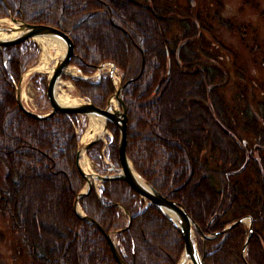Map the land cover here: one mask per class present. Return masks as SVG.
Returning a JSON list of instances; mask_svg holds the SVG:
<instances>
[{
	"label": "trees",
	"instance_id": "16d2710c",
	"mask_svg": "<svg viewBox=\"0 0 264 264\" xmlns=\"http://www.w3.org/2000/svg\"><path fill=\"white\" fill-rule=\"evenodd\" d=\"M191 1L185 5L179 1L175 8L174 0H152V5L150 0H0V17L12 13L28 23L66 30L73 44L70 63L85 74L101 63H114L127 81L122 93L126 154L137 173L182 205L204 234L216 233L205 240L197 234L204 264H264V176L243 138L234 136L239 124L218 93L222 85L218 79L223 82L226 73L201 61V54L209 59L217 56L193 43L204 41V31L216 40V25L241 34H253L257 27L222 17V0H211L216 9L208 11V6L203 11L199 2ZM31 2L43 6L33 7ZM247 5L264 15L258 0L242 1L239 10ZM170 11L184 17L177 19L181 35L174 40L167 39L164 31L170 18H160ZM105 27L113 42L102 41ZM93 36L100 37L98 45L88 43ZM30 45L26 41L0 48V213L7 217L17 247L21 244L24 249L25 256L20 254L24 261L27 255L26 264H118L104 234L74 211L75 197L86 183L75 161L76 113L58 111L36 119L18 106L13 83L25 69ZM117 45L119 55L114 54ZM158 56L162 62L155 61ZM70 78L100 108L114 90L108 74L99 81ZM257 107L264 120V100ZM249 108H243L240 120L244 131H251L247 126L256 121ZM175 120L180 127L176 133L170 127ZM108 127L113 134L108 155L118 166V128L112 123ZM206 147L209 155L204 153ZM98 149L97 142L88 149L95 161H100ZM215 154L221 168L210 164ZM140 197L125 181L110 180L102 183L99 196L92 189L79 204L105 233L116 232V248L127 264H177L184 251L180 231L152 203L140 207ZM51 210L55 225H44L51 223ZM216 213L220 216L209 222ZM244 215L254 219V232L243 257L248 227L240 223L227 232L222 229Z\"/></svg>",
	"mask_w": 264,
	"mask_h": 264
},
{
	"label": "rangeland",
	"instance_id": "374dc122",
	"mask_svg": "<svg viewBox=\"0 0 264 264\" xmlns=\"http://www.w3.org/2000/svg\"><path fill=\"white\" fill-rule=\"evenodd\" d=\"M165 1L169 2L171 0H162V2H165ZM174 1L175 2H172V5L175 8H177V5H179L178 4L179 1H180V4H184V5L186 4V0H174ZM192 1L199 2L201 4V6L203 7V11H205L204 5L208 6L207 11L209 8H214V10L216 9L215 5L211 3V0H192ZM242 1H244V0H222L224 8L221 10V14H222V17L231 19V21H233L235 24L236 23H242V22L252 23V25L257 27V29L254 31L253 34L251 32L245 33V34H241L240 32L236 33V31H234L232 29L229 30L226 27H222L221 25H216V31H214V33L217 37L216 40L221 41L220 43L217 42L213 38V36H211L209 33L207 34L205 31L202 34L204 41L194 39L193 43L204 46V49L207 50L210 54L212 53V54H215L217 56V57H212L211 59H209L208 57L201 54V57H202L201 61L204 63H208V64L209 63L214 64L220 70L222 69L224 74L226 73L225 74V80H223V82L220 81V79H218L217 83L222 84L218 88V90H219L218 93L220 94V97L222 99H224L223 101L228 104L226 110L228 111V109H229L230 113L232 114L233 119L235 120V122H238V124H239V127H237L236 132L234 133V136L237 139L240 136L243 138L242 139L243 145L246 146L245 148L248 151V153H251V155L254 158V160L256 161V163H258L259 169L261 171V175L264 176V120L262 118H260V115L257 113L258 112V109H257L258 108L257 107L258 101L264 100V15L262 16L260 14L261 11L251 8L249 5L245 6V9L240 11L239 8L242 5ZM258 2H259L260 8L264 6V0H258ZM42 3L43 2H31L30 5H32L33 7H37V6L41 7V6H43ZM150 4L151 5L153 4L152 0H150ZM179 10H180V12L184 11L181 8H179ZM10 17L17 18L12 13H9L8 16L0 17V27L14 26L15 24L11 20ZM160 18H163V19L170 18L169 19L170 23H169V27H168L167 31L164 28V31L166 32V38L167 39L174 40L178 36L181 35V32L178 28L179 25L177 23V19L183 20L184 17L182 15H180V14L178 15L177 13H175V12L173 13L172 11H170V12H166L165 14H163ZM18 19H22V18H18ZM53 27H56V26H53ZM117 27L119 29H121L119 26H117ZM56 28H59L62 31L66 32V30L62 29L61 27H56ZM68 36H69V34H68ZM37 37H42V36H37ZM87 37H89V36H87ZM99 38L100 37H98V36L97 37L93 36V38H90V39L88 38V43H90V44L93 43V44L98 45V43H99L98 39ZM101 39H102V41H104L106 43L113 42L112 41L113 37H111L108 28L105 27V31L102 33ZM26 41H27V43H29L31 45L28 47V51L25 53L26 54V62L24 63L25 69L21 72V75L19 78V81L21 80V83H20V85L18 84V82L13 83L14 87H15V92H16L17 88H20L22 103L26 108H28L29 110H32L34 112L46 113L51 109L49 99L46 96V84H47V81L49 79V71L47 70L48 68L43 67V64L48 63V67L51 65L54 66V62L52 60H50V57H49L50 55H53V53L52 52L49 53L48 50H44L43 43L34 37L26 39L22 42H25V44H26ZM191 41H192V39H191ZM63 43H64V41H63ZM182 44H184V43H182ZM182 44L176 48V54L177 55H178V51L182 47ZM205 44H207V45H205ZM15 45H17V44H15ZM11 46H13V45H11ZM223 46H225V48ZM118 48H119V46L117 45V49H116L115 53L114 52H112V53H114L115 55H119V49ZM170 48L174 49V45L171 44ZM64 50H65V44H64V47L62 50V54L64 53ZM132 54H133V51H131L130 55L132 56ZM226 55H229L230 59L224 57ZM156 59L157 60H155V61L162 62L161 56H158V58H156ZM106 63H110V62L101 63L100 65L104 64V66L101 69H98L100 66L99 65L97 68L98 70L96 69L94 72H92L90 74H85V73L81 72L76 65L69 63V65L64 69V73L62 74L61 79L58 82L57 90L60 91V93H64V92L68 93L69 92L71 97L77 98L78 97L77 92H80V91H78L74 82L71 81L70 77L81 78L83 80H84V78H86V79L91 80V81H97V80L99 81L101 79V77L105 74H108L110 77V73H109L110 71L109 70H110L111 64H106ZM168 63H169V61H168ZM114 66H115V64H114ZM115 68H116V66H115ZM88 76H90V77H88ZM120 76L122 77L121 82L119 81ZM123 80H124V74L123 73L121 74L120 70L118 68H116L114 73H113V79H112L113 85H114V90L107 97V99L111 95L114 94L115 87H117L118 85H121L122 89L120 91V94H121V97L124 101V97H123L122 93H123L124 85L127 83V81L123 82ZM42 84H44V87ZM67 85H71L70 90H67L68 89ZM41 86L43 87L44 91H43V89H41ZM167 93L164 95V98H168ZM107 99L102 104L103 105L102 108L105 107ZM111 102H112L113 106H118V102L115 99H112ZM245 106H248V108L250 107L249 108L250 114H252L256 118L255 122H251L247 126V128H249L251 131H244L242 126L240 125L241 118L244 119L243 108H245ZM176 107L177 108L180 107L179 103L177 104ZM224 108H225V106H224ZM226 114L228 116V112H226ZM89 116L90 115L76 114V119H75L76 123L74 124V128H75V133L78 136L76 158H75L77 168H78V166H77V152H78V150H81V146H82V140L81 139H82L83 135L86 133V130L89 126ZM93 118L101 119L100 117H96V116H93ZM255 126L257 128L252 130V128ZM170 127L175 128V130H173V132L177 131V129L178 130L180 129L179 123H177L176 120L172 122ZM103 128H104V124H103ZM260 129H262L263 137H261V135H260ZM118 132H119V130H118ZM174 133H176V132H174ZM100 137L101 138L96 141L99 144L98 150L101 154L100 155V161H95L92 159V157L90 156V154L88 152L89 148L85 151V154L89 159V163H90L92 169L95 172H98L99 174H101V173L105 174V173L109 172V168L111 166H115L112 163V161L108 155V152H109L108 146H109V143L111 142V140H113V134L110 131V128L108 127V125H106V131H104V133H102L100 135ZM93 138L94 137H92L89 140L88 139L85 140L84 144L86 142L92 140ZM118 139H119V135H118ZM117 145H118V141H117ZM205 150H206V154L209 155L210 152H209L208 147L204 148V153H205ZM128 159H129V157H128ZM130 162H131V165L133 166L131 160H130ZM210 164L212 167L221 168V162H220L219 156L217 154L214 155ZM119 166H120V164L118 166L116 165L115 167H119ZM133 168H134V166H133ZM0 172L3 174V168L1 167V165H0ZM190 183H192V181ZM190 183L187 185H190ZM218 183H219L218 179H217V177H215V184L218 185ZM85 185H86V183L84 184V186L82 187V189L80 191L85 189ZM100 185L101 184L99 182L97 184H95V186L93 183L92 189L95 191L96 195H98V193L100 192V188H101ZM202 188H203V186H200L198 189L203 190ZM140 198H142V202L138 203L140 207H144L145 205L149 204L150 201L148 199H146L144 197H140ZM190 199L193 200L192 198H190ZM80 200H79V203H80ZM191 204H192V202H191ZM122 211H124L123 208H122ZM78 212H80L82 215L83 214L85 215V213L82 211V209L80 207V204L78 205ZM51 216H52L51 220H48L51 223L44 222V225H46V224L47 225H52V224L55 225V219L54 218H55L56 214H55L54 210H51ZM218 216H220V214L216 213L214 216H212L210 218L209 222H212L214 220V218H216ZM248 217H250V219ZM239 218H243V222H241V223L244 226L248 227L247 228L248 232H249V221H250L251 226H252V234H251V236H252L253 232H254V226H253L254 219L252 218V216L244 215V216L239 217ZM239 218H237V219H239ZM125 219H127V218L125 217ZM129 219H130V216H129ZM237 219H235V220H237ZM261 219L262 220L264 219V215L261 217ZM42 220L44 221V218H42ZM235 220H233V221H235ZM228 224H226L225 226H227ZM225 226H224V228H225ZM150 229H152L151 226H150ZM114 233H116V232L115 231L111 232L110 235L112 236L113 241L116 245L117 241H116V237L114 236ZM107 234H109V233H107ZM197 234L200 235L199 233L194 231L196 241H197ZM213 234H208V235L213 236ZM201 238H202V236H201ZM246 238H247V236H246ZM202 239L205 240L204 238H202ZM247 244H248V242H247ZM18 245H19V241L17 240L15 235H13V233L9 229L7 217L0 213V264H26L29 262L27 255H26V261H24V256H25L24 249H21L22 248L21 244H20V248L17 247ZM246 247H247V245H246ZM198 248H199V246H198ZM245 250H246V248H245ZM21 252H24V256L20 254ZM17 255H19V258H15Z\"/></svg>",
	"mask_w": 264,
	"mask_h": 264
},
{
	"label": "water",
	"instance_id": "95a60500",
	"mask_svg": "<svg viewBox=\"0 0 264 264\" xmlns=\"http://www.w3.org/2000/svg\"><path fill=\"white\" fill-rule=\"evenodd\" d=\"M14 22V26L11 27H0L1 30L6 32L7 34H12L13 32H18L15 36L9 37L7 39L0 38V48L3 46H10L19 44L22 41L37 37V36H53L58 37L64 41L65 50L62 56L54 63L53 71L51 76L49 77L46 84V96L49 99L51 109L46 113H37L27 109L21 99L20 88L16 89V100L20 109L28 114L29 116L36 119H47L52 116L54 113L61 111L64 113H76L82 115H92L96 117H100L103 120L104 128L103 131H106V125L108 123L114 124L119 130V139H118V158H119V167L111 166L109 168V173L99 174L98 172H94L93 174H87L82 167L80 166V156L81 150L77 152V166L84 179L86 180L85 189L80 191L74 200V211L76 214L85 219L86 221L94 224L105 236L112 254L118 264H127L122 258L121 254L116 248V245L113 241L112 236L104 232L102 226L93 220L92 218L82 215L78 212L79 200L85 196L93 187L94 181H110V180H123L125 181L132 189H134L139 195L148 199L155 207H157L160 212L170 220L173 225H175L180 231L183 240H184V251L181 256V259L177 264H184L187 260L191 262V264H204V254L199 251L198 243L196 241L194 231L199 233L202 238H210L215 234L206 235L204 234L200 227L194 222V220L189 216L186 209L177 203L174 200L168 199L166 196L162 195L159 191H157L147 180L141 177L131 165L130 160L126 154V139H127V110L126 105L121 97L120 91L122 89L121 85L115 87V92L111 95L106 102L104 108H100L96 106L88 97L84 96L80 92L78 94V101L74 104H61L56 96V89L58 86V82L61 79L62 74L64 73V69L69 65L70 60L73 56V44L71 42L70 37L64 31L59 28L45 25V24H32L25 22L23 19H18L15 17H10ZM107 64V63H106ZM110 76L113 79V73L115 71V66L113 63H110ZM104 64L100 65L98 69H101ZM120 76V82H121ZM21 80L18 81L20 85ZM112 99H115L118 102V106L112 105ZM103 133V132H102ZM100 133L96 134L94 138L83 145L84 151H86L91 145H93L97 140H99ZM80 149V148H79ZM250 219V217H248ZM243 222V218H239L231 223H229L222 230L223 232L229 231V229L239 223ZM252 234V226L249 221V232L247 238L244 241L242 248V256L244 257L245 248L248 240L250 239Z\"/></svg>",
	"mask_w": 264,
	"mask_h": 264
},
{
	"label": "bare ground",
	"instance_id": "6f19581e",
	"mask_svg": "<svg viewBox=\"0 0 264 264\" xmlns=\"http://www.w3.org/2000/svg\"><path fill=\"white\" fill-rule=\"evenodd\" d=\"M2 28V27H1ZM16 34H18V32H13L12 34H7L6 32H4L3 30L0 29V38L1 39H7L9 37L15 36ZM38 40H40L43 43V48L44 50H48L49 53L52 52L53 55H50V60H52L54 63L62 56V50L64 47V43L62 41V39L58 38V37H53V36H42V37H34ZM44 68H48L47 70L49 71V77L51 76V73L53 71V65L48 67V63L43 64ZM68 89L70 90L71 85H67ZM58 88V87H57ZM56 96L58 101L61 104H74L78 101V97H71L70 93H60V91H58L56 89ZM103 131V120L99 119V118H93L92 115L89 116V126L86 130V133L83 135L82 137V146H81V158H80V165L82 167V169L87 173V174H93L95 171L92 169L90 163H89V159L85 154V151L83 149V144L85 140H89L92 137H94L96 134H102ZM98 181L94 182V185L97 184ZM184 264H191V262L189 260H187Z\"/></svg>",
	"mask_w": 264,
	"mask_h": 264
}]
</instances>
